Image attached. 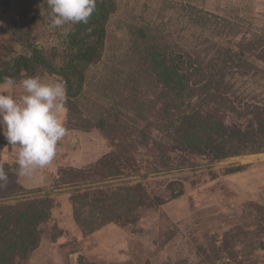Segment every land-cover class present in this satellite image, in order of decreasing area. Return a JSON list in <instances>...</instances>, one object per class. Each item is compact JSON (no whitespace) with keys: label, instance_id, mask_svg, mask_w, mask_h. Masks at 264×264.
<instances>
[{"label":"rangeland","instance_id":"rangeland-1","mask_svg":"<svg viewBox=\"0 0 264 264\" xmlns=\"http://www.w3.org/2000/svg\"><path fill=\"white\" fill-rule=\"evenodd\" d=\"M99 5L110 14L90 63L91 25L0 0V74L66 89L67 135L46 168L18 177L0 129V203L43 216L39 246L14 263L264 264V0Z\"/></svg>","mask_w":264,"mask_h":264},{"label":"clouds","instance_id":"clouds-1","mask_svg":"<svg viewBox=\"0 0 264 264\" xmlns=\"http://www.w3.org/2000/svg\"><path fill=\"white\" fill-rule=\"evenodd\" d=\"M53 27L88 24L96 9V0H45ZM5 76L0 89L19 87L18 96L0 91V129L11 147L17 149V176L31 177L49 166L59 142L67 135L61 116L65 111L66 89L53 79ZM8 176L0 166V182ZM75 261V256L71 257Z\"/></svg>","mask_w":264,"mask_h":264},{"label":"trees","instance_id":"trees-1","mask_svg":"<svg viewBox=\"0 0 264 264\" xmlns=\"http://www.w3.org/2000/svg\"><path fill=\"white\" fill-rule=\"evenodd\" d=\"M97 3V0H96ZM110 12L108 9L99 5L95 9L92 14L91 20L88 22V25H91L92 33L97 36V42L89 49L84 50V46H82V53H80L81 60H85L88 62H92L98 48L103 46L105 39V27L104 23L108 19ZM34 61L38 60L42 63L49 66V68L56 73V69L51 67L43 58L37 54L33 55ZM183 64L189 71L190 77L196 76L199 77L201 73L205 71L204 64L202 62H198L194 60L190 55H188ZM173 67L179 69L178 64L180 62L173 61ZM220 64V63H219ZM26 63H23L25 67ZM29 65H26L27 71L31 69ZM18 72L15 74H6L5 76L14 77L16 80L19 79ZM3 76L0 74V83H3ZM66 87L68 89V93L71 96L77 95V91L73 88L71 81L66 79ZM28 207V206H27ZM18 206H6L0 203V264H15V260L19 259L21 256H27L30 252L34 251L40 243V231L38 229V225L40 224L41 217L40 212H38L37 216H33L30 212L19 210ZM42 215H44V211L41 208ZM35 211V210H34ZM33 220V221H32ZM32 223L25 224V226L21 227V223L29 222ZM17 248H20L18 250ZM23 254V255H21ZM21 259V258H20Z\"/></svg>","mask_w":264,"mask_h":264},{"label":"crops","instance_id":"crops-1","mask_svg":"<svg viewBox=\"0 0 264 264\" xmlns=\"http://www.w3.org/2000/svg\"><path fill=\"white\" fill-rule=\"evenodd\" d=\"M6 142V141H5ZM2 146H4V147H6L7 149H8V152L9 151H13V154H14V158H12V160L13 161H16L15 159H17V149L16 148H11V145H9V144H7V142L6 143H4ZM14 149V150H13Z\"/></svg>","mask_w":264,"mask_h":264}]
</instances>
